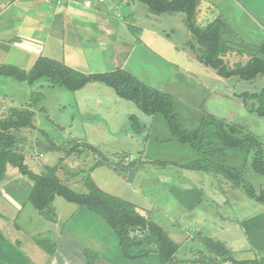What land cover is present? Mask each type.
I'll return each instance as SVG.
<instances>
[{
    "label": "rangeland",
    "instance_id": "obj_1",
    "mask_svg": "<svg viewBox=\"0 0 264 264\" xmlns=\"http://www.w3.org/2000/svg\"><path fill=\"white\" fill-rule=\"evenodd\" d=\"M51 1L31 0L28 4H17L13 0H0V5L14 7L16 12L0 15V65H14L29 71L39 57H47L86 75L123 69L144 84L173 97L182 129L193 131L203 115L210 114L218 120L243 127L264 145V119L251 113L239 97L244 93L259 92L264 87L262 78L242 81L217 76L210 67L195 59L191 44L195 50L197 46L184 36L181 26L175 35L165 32L168 37L163 36L162 30H157L158 35L152 34L144 14H156L141 3L134 12L141 18L142 24H137L141 29L122 24L108 37L91 25L95 19L84 10L81 0H60V5ZM92 2L93 6L99 3L97 0ZM70 8L72 11L69 12ZM22 36L39 41L38 46H34L39 50V56L28 54L14 44L26 43ZM255 49L251 50L254 52ZM236 60V63L244 64L249 56ZM29 106L34 112L36 127L21 131L19 148L31 159L26 163L32 172L42 173L44 167L35 166L37 162L43 166H56L63 169L59 173L61 177L58 173L57 176L70 189L85 194L84 183L89 176L82 172L93 170L94 182L102 191L133 204L147 205L152 220L159 221L171 240L179 245L177 255L195 251L196 260L207 257L209 252L202 243L205 238L221 241L234 252L251 251L254 242L240 226L242 223L264 235V206L247 199L241 187L221 175L180 168L199 156L190 146L174 140L162 116L143 115L133 103L118 99L112 89L100 83L88 84L72 93L52 86L47 79L31 86L0 76V118L6 117L11 108ZM131 116L138 118L142 127L139 133L132 130ZM207 134L205 147L208 150L223 149L216 142L213 129L207 130ZM87 145L98 149L105 158L90 152ZM72 150L75 151L71 153ZM223 150L225 153L213 159L215 162L225 160L228 166L238 169L257 192L264 189V175L255 174L251 169V149ZM98 161L106 162V166L96 169L94 164ZM8 171L0 185L15 178L12 175L15 170L9 168ZM17 177L22 184L9 186L6 192L27 199L22 215H28V209L35 211L27 198L32 183L20 174ZM182 183L198 189L201 201L197 205L175 199V184ZM56 198L58 202L52 203L53 219L38 212L34 222L24 224L19 221L20 217L19 229H6L8 238L25 249H41L33 237L36 241L58 240L72 222V207L77 206ZM56 204L69 216L64 215L59 220ZM98 230L94 222L83 220L78 234L94 239ZM243 256L246 255L238 254L239 258Z\"/></svg>",
    "mask_w": 264,
    "mask_h": 264
},
{
    "label": "trees",
    "instance_id": "obj_2",
    "mask_svg": "<svg viewBox=\"0 0 264 264\" xmlns=\"http://www.w3.org/2000/svg\"><path fill=\"white\" fill-rule=\"evenodd\" d=\"M137 1L145 5L152 14H184L191 42L197 46L196 51L194 44H191V48L196 53V59L210 67L217 76L223 79L235 77L242 81H253L258 77L264 80V45L256 48L253 52L255 56L244 64L236 63L231 66L223 59L229 52V47L222 39V22L216 20L203 28L199 27L196 23L195 12L197 0ZM57 4L60 5L61 1L59 0ZM0 76L31 86L42 79H47L52 86L62 87L72 93L82 90L91 83L103 84L112 89L118 99L133 103L143 115L162 116L174 140L181 145L190 146L198 154V159L181 165L180 168L221 175L235 186L241 187L247 199L264 206V189L257 192L250 183L244 180L238 169L228 166L225 160L221 162L213 160L220 153H225L223 149L239 151L248 148L253 151L252 171L258 175H264V145L237 124L226 123L213 115L205 114L196 129L184 130L179 124L173 97L144 84L123 69L86 75L64 63L47 57H39L29 71L14 65H0ZM239 97L243 99L251 113L264 119V87L257 93H244ZM34 99L32 95L31 101ZM33 119L34 112L30 106L11 108L6 117L0 118V182L6 178L8 168H13L32 183L28 203L40 214L53 219L52 203L56 197L62 198L100 217L117 236L122 255L126 260L146 258L151 253L146 247H154L160 264H173L179 246L159 225L141 214L135 205L105 193L90 177H87L84 183L87 193L81 194L63 184L57 176L56 168L45 167L40 174L32 172L25 162V155L19 145L21 131L34 128ZM129 121L134 132L139 133L142 130L136 116L129 117ZM209 129H213L217 141L213 139L223 149L217 147L218 150H208L205 147ZM49 147L52 148L53 144H49ZM86 148L102 158V153L98 149L89 145ZM74 151L72 150L71 153ZM102 164V161H98L95 166ZM202 243L209 255L191 261L192 264H261L257 258L237 260L230 249L220 241L205 238ZM39 245L50 249L41 243Z\"/></svg>",
    "mask_w": 264,
    "mask_h": 264
},
{
    "label": "crops",
    "instance_id": "obj_3",
    "mask_svg": "<svg viewBox=\"0 0 264 264\" xmlns=\"http://www.w3.org/2000/svg\"><path fill=\"white\" fill-rule=\"evenodd\" d=\"M30 1L31 0H24V2H22V0H13V2H17V4H28L30 3ZM48 1L52 2L51 0ZM81 1L83 3L82 5L84 7V10L90 16H92V19H95V22L93 23L88 20L87 22H90L94 29H97L101 34H106L108 37H111L112 35H114V29H116L118 25L122 24H130V26L133 25V28L135 30L141 29L138 26L142 24L139 20L141 18L136 16V14L134 13L140 6V2H138L137 0H97V2L99 3H96L97 5L94 6L92 0ZM13 8L0 5V15L8 14V12L14 13L15 11H13ZM70 11H72L71 8L69 9V12ZM76 12L77 10L75 9L73 11L74 15L76 14ZM195 12L196 23L201 28L216 20L222 22V39L229 47V52L223 57V59L229 62V64H236V59L244 57L246 55L249 56V59L254 57L255 55L252 50L256 47L259 48L264 45V0H197ZM14 14H16V12ZM72 15L73 14H71V16ZM56 17L57 15L55 16V18ZM144 19H146L145 21L147 22L149 29H151V32L154 35H158L157 30H162L163 36L165 37H168L165 32L171 33V35H175L176 29L181 26L182 32H184V36L186 38L187 36L189 37L186 26V19L184 14L182 13H164L156 16L150 15L149 13V15L144 14ZM89 20L91 19L89 18ZM31 36L33 37L34 34H32ZM22 40H25L26 43L23 41L22 43L15 42L14 44L18 48H22L28 54L39 56V50L37 51L34 48V46H38L39 41H36L31 37L23 38V36ZM34 127L36 126L34 125ZM23 153L26 156L25 151ZM42 157L43 156L41 154L40 159H42ZM102 157L105 158L103 154ZM25 158V162L27 160H29L30 162L31 159H28L27 156ZM70 160H72V158H70ZM27 165L30 168L29 164ZM34 165L38 168L41 166L44 168L50 167L40 165L39 162L34 163ZM105 166L106 165L103 162L101 167ZM99 167L100 166H97L96 169ZM51 168H56L58 176L61 177L59 173L62 172L63 169H59L56 166H53ZM87 171L88 172L82 173H86V175H88L94 182L92 172L93 170L88 169ZM12 172V175L15 176V178L13 177L9 182L4 181V183L0 185H3L0 189V192H2V198H0V264H160L157 252L154 247H146V249H150L151 251L149 256L146 258L134 261L126 260L122 255L118 238L114 234V232L109 229V227L100 217L93 214L88 209L80 207H72V222L67 228H64V232L63 234H61V237H59L58 240L51 241L45 239L36 241L35 237H33L32 239H34L35 244L41 249L21 248L17 242H14L10 238H8L6 229L14 230L15 227L19 229L17 226V222L20 217L21 218L19 221L25 222L24 224H28L29 221L34 222L37 218L36 216H38V212L36 210L31 211L32 209H28L29 214L22 215V209L27 206V199L19 197L16 193L10 194L6 192V189L9 186L22 182L20 177H17L18 174L16 173V170ZM9 173L10 171H8V174ZM129 178L130 177H127V179ZM65 179H67L69 182H73L68 178ZM62 182L64 185H66L64 183L65 181L62 180ZM74 183L75 182H73V184ZM175 185L176 190L173 194V196H175V199H178L180 202L184 200L194 205H197L201 201L198 197L200 192L198 191V189H196L195 186L190 188V184L184 183ZM57 200L58 199L55 198L53 203H55ZM148 202L149 201L146 200V203ZM133 205H135V207L141 214H143L150 221L156 223L163 230H165L159 224V221L156 222L152 220L153 217H150V214L146 209V204L145 206H142L138 203ZM65 208L69 209V207ZM55 212L58 214L59 220L62 219L64 215L69 216V214H66L64 209L58 208L57 204L55 205ZM82 219L92 221L96 225H98L99 230L97 232L96 238L86 239L78 234V227L83 222ZM241 225L244 231H247V235L250 236V240L253 241L254 244L251 243V251L249 249L244 252H234L230 250L233 253L234 258L240 261L253 260L257 258L261 264H264V235H259V231H253L252 227H246L244 223L240 224V226ZM17 232L21 231L18 230ZM169 238L172 239L170 236ZM97 240L99 241L96 242ZM39 243L43 244L46 248L48 246L50 249H45L43 246L41 247ZM255 245H257V248H255ZM17 246L20 249L17 248ZM252 250L257 253L258 257H256V254ZM194 253L195 251H191L190 253L181 256L176 254L173 264H192L191 261L196 260V256L194 257ZM238 254H244L246 256L239 258Z\"/></svg>",
    "mask_w": 264,
    "mask_h": 264
},
{
    "label": "built area",
    "instance_id": "obj_4",
    "mask_svg": "<svg viewBox=\"0 0 264 264\" xmlns=\"http://www.w3.org/2000/svg\"><path fill=\"white\" fill-rule=\"evenodd\" d=\"M57 3L59 2V0H55Z\"/></svg>",
    "mask_w": 264,
    "mask_h": 264
}]
</instances>
